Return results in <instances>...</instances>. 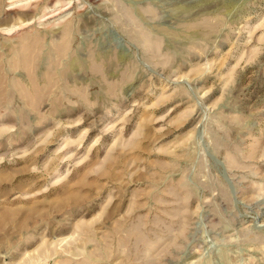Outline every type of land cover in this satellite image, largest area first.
<instances>
[{"label": "rangeland", "instance_id": "rangeland-1", "mask_svg": "<svg viewBox=\"0 0 264 264\" xmlns=\"http://www.w3.org/2000/svg\"><path fill=\"white\" fill-rule=\"evenodd\" d=\"M0 264H264V0H0Z\"/></svg>", "mask_w": 264, "mask_h": 264}]
</instances>
